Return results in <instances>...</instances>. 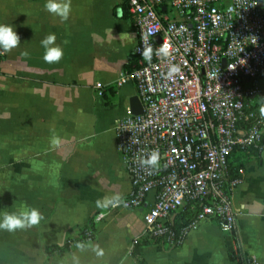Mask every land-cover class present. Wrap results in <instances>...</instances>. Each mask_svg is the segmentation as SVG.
I'll return each instance as SVG.
<instances>
[{"label":"crops","instance_id":"0c3cea01","mask_svg":"<svg viewBox=\"0 0 264 264\" xmlns=\"http://www.w3.org/2000/svg\"><path fill=\"white\" fill-rule=\"evenodd\" d=\"M45 3L0 0V24L11 25L21 40L0 59V217L24 204L44 217L27 230H0V264H71L72 254L80 264H136L131 244L142 237L140 208L96 206L131 189L115 123L136 86L132 79L115 81L130 68L135 26L123 0H71L67 21L48 13ZM260 6L264 10V0ZM50 33L63 49L59 63L42 58L40 42ZM256 86L261 104L264 72ZM53 136L60 138L57 147ZM241 166L231 194L234 229L224 230L216 219L200 220L178 244L141 246L143 264H231L234 250L254 253L264 264V148ZM97 213L92 238L83 239ZM77 242H91L104 254L80 252Z\"/></svg>","mask_w":264,"mask_h":264},{"label":"built area","instance_id":"2783aa9c","mask_svg":"<svg viewBox=\"0 0 264 264\" xmlns=\"http://www.w3.org/2000/svg\"><path fill=\"white\" fill-rule=\"evenodd\" d=\"M123 4L137 37L130 68L115 84L134 80L142 112L127 107L115 123L116 148L131 181L119 206L140 208L142 237L171 246L200 220L216 219L231 231L236 221L231 194L244 167L229 177L230 155L235 148H264V119L249 102L258 93L256 80L264 69V10L257 0ZM141 31L151 33L147 40ZM165 41L171 46L167 60L155 54L151 63L143 60L140 51H155ZM172 64L181 71L165 79ZM95 87L102 94V84ZM153 150L160 155L159 168L141 167L139 159ZM185 206L194 208L195 216L177 228L175 215ZM100 215L85 227L83 239L92 238ZM233 252L231 264H261L254 253Z\"/></svg>","mask_w":264,"mask_h":264},{"label":"clouds","instance_id":"9594fccd","mask_svg":"<svg viewBox=\"0 0 264 264\" xmlns=\"http://www.w3.org/2000/svg\"><path fill=\"white\" fill-rule=\"evenodd\" d=\"M253 5V7H255ZM44 9L52 14L53 16L59 17L61 21H67L71 14V0H46L44 4ZM151 33H145L141 31V39L147 40L148 35ZM56 36L54 33L46 35L41 40V47L44 49L43 60L45 63H59L63 58V49L55 44ZM254 42L256 38L254 37ZM21 43L20 36L13 29L11 25L0 24V50L4 52H11L13 49L17 48ZM170 44L165 41L161 46L155 51L151 47L144 48L140 51V55L144 61L151 63L153 54L162 60H167L171 55ZM27 56L28 53H23ZM181 71L178 65L172 64L169 66L165 79H174L177 74ZM259 115L264 119V101L261 102L259 106ZM60 144V138L58 136H53L51 139V145L57 147ZM160 155L157 151L153 150L148 153L145 157L139 159V164L143 168L157 170L160 166ZM123 203L122 197L119 195L112 197H105L102 200L96 201V206L98 208L104 209L108 208L110 205L115 207ZM43 215L39 209L35 207L28 206L27 204L21 205V207L14 212H4L2 217H0V230H5L8 232H15L17 230H27L29 228L38 226L43 219ZM75 248L80 252L86 251L91 248L96 252L98 256H103V251L98 250V246H94L91 242L87 244L83 242H77ZM71 264H80V258L76 254H72Z\"/></svg>","mask_w":264,"mask_h":264},{"label":"trees","instance_id":"16d2710c","mask_svg":"<svg viewBox=\"0 0 264 264\" xmlns=\"http://www.w3.org/2000/svg\"><path fill=\"white\" fill-rule=\"evenodd\" d=\"M123 11L125 12V6L123 4ZM264 72V69H263ZM262 72V73H263ZM261 73V74H262ZM261 101V94L258 92L254 94L252 97L249 98L250 107L254 110H259V104ZM258 151L257 148H235L229 158V177H234L237 174V169L243 164V162L248 158V156L252 153H256ZM195 216V209L191 208L190 206H185L182 210L177 212L175 215L174 223L177 228H180L184 225H186L191 219H193ZM92 225V223H90ZM159 241L155 238H147V237H141L138 238L137 241L133 244L131 253L135 258L136 264H143L141 254H140V248L144 244ZM66 242L63 247L66 248L67 246ZM59 248L58 246H54ZM235 252H232L230 254V257L233 258L235 256Z\"/></svg>","mask_w":264,"mask_h":264},{"label":"water","instance_id":"95a60500","mask_svg":"<svg viewBox=\"0 0 264 264\" xmlns=\"http://www.w3.org/2000/svg\"><path fill=\"white\" fill-rule=\"evenodd\" d=\"M259 5L262 3V0H257ZM158 41H160V36L156 35L155 37ZM222 62L223 65H225V57H222ZM129 108L133 113H139L142 112V105L137 97L136 94H133L130 98H129Z\"/></svg>","mask_w":264,"mask_h":264},{"label":"rangeland","instance_id":"374dc122","mask_svg":"<svg viewBox=\"0 0 264 264\" xmlns=\"http://www.w3.org/2000/svg\"><path fill=\"white\" fill-rule=\"evenodd\" d=\"M168 244V243H167Z\"/></svg>","mask_w":264,"mask_h":264}]
</instances>
